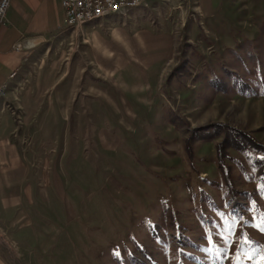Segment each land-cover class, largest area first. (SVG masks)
<instances>
[{"label":"rangeland","instance_id":"rangeland-1","mask_svg":"<svg viewBox=\"0 0 264 264\" xmlns=\"http://www.w3.org/2000/svg\"><path fill=\"white\" fill-rule=\"evenodd\" d=\"M38 49L61 183L12 264H264V0H149Z\"/></svg>","mask_w":264,"mask_h":264},{"label":"crops","instance_id":"crops-1","mask_svg":"<svg viewBox=\"0 0 264 264\" xmlns=\"http://www.w3.org/2000/svg\"><path fill=\"white\" fill-rule=\"evenodd\" d=\"M63 24L60 0H13L0 25V87L10 86L7 92L4 86L6 94L0 98V264H12L14 255L22 260L19 249H28L32 218L44 213L47 190L55 192L61 183L58 160L40 156L34 149L59 146L50 131L55 127L47 133V118L39 113L40 93L43 88H54V71L41 70V81L33 89H22L27 84L24 77L30 57L39 52L38 48L47 47L54 33L67 30ZM33 37H42L43 43L31 50L18 48L23 40ZM69 100L64 98L58 106L67 108Z\"/></svg>","mask_w":264,"mask_h":264},{"label":"built area","instance_id":"built-area-1","mask_svg":"<svg viewBox=\"0 0 264 264\" xmlns=\"http://www.w3.org/2000/svg\"><path fill=\"white\" fill-rule=\"evenodd\" d=\"M148 0H60L64 12V24L81 26V21L94 17L99 11H114L128 9L133 4H145ZM13 0H0V25L6 18ZM61 28V26L59 27ZM11 76V75H10ZM4 86L0 87V98L3 96Z\"/></svg>","mask_w":264,"mask_h":264},{"label":"bare ground","instance_id":"bare-ground-1","mask_svg":"<svg viewBox=\"0 0 264 264\" xmlns=\"http://www.w3.org/2000/svg\"><path fill=\"white\" fill-rule=\"evenodd\" d=\"M149 1V0H148ZM147 1V2H148ZM146 2V3H147ZM144 4H133V5H130L128 7V9H121V10H114V11H99L96 16L94 17H89L87 20H83L81 21V26L82 25H87L89 23H93V22H96V21H100V20H103L104 18L108 17L109 15H113V13H118L119 11H122V10H129V9H134V8H138L140 6H142ZM68 28H74L75 26L73 25H67ZM15 74H13L11 77L13 78ZM3 96H4V92H3Z\"/></svg>","mask_w":264,"mask_h":264},{"label":"water","instance_id":"water-1","mask_svg":"<svg viewBox=\"0 0 264 264\" xmlns=\"http://www.w3.org/2000/svg\"><path fill=\"white\" fill-rule=\"evenodd\" d=\"M41 43H43L42 37L28 38L19 43L18 48L23 50H31L40 45Z\"/></svg>","mask_w":264,"mask_h":264}]
</instances>
